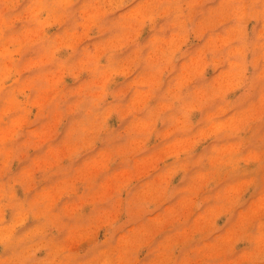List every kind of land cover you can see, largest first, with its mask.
<instances>
[{
    "label": "rangeland",
    "instance_id": "1",
    "mask_svg": "<svg viewBox=\"0 0 264 264\" xmlns=\"http://www.w3.org/2000/svg\"><path fill=\"white\" fill-rule=\"evenodd\" d=\"M36 0H7L0 18L15 41L0 49L7 63L0 79L18 85L15 99L0 101V114L25 133V150L0 161V182L40 207L9 208L4 235L40 237L45 257L65 247L89 259L124 253L140 264H252L264 244V15L243 14L242 37L232 17L218 12L223 0H190L196 30L181 32L164 17L144 19L140 0L107 12L118 21L102 31L87 0H72L79 21L31 7ZM258 4L259 0H247ZM54 39V54L41 48ZM179 49L162 76L138 57ZM139 50V51H138ZM112 55L116 67L97 79ZM234 57H240L237 62ZM19 61L14 75L8 69ZM48 61V62H45ZM37 80L46 81L41 88ZM103 81L123 91L126 107L106 114V131L81 144L74 131L83 116L72 111L81 92ZM191 91L195 101L179 122L162 124L142 105H153L161 88ZM28 100L26 109L16 103ZM116 132V137L108 134ZM134 132L135 135L129 133ZM7 127L0 137L8 138ZM70 227H66L69 220ZM53 221L48 223L47 221ZM116 221L110 252L97 251ZM92 225L89 227V225Z\"/></svg>",
    "mask_w": 264,
    "mask_h": 264
},
{
    "label": "clouds",
    "instance_id": "2",
    "mask_svg": "<svg viewBox=\"0 0 264 264\" xmlns=\"http://www.w3.org/2000/svg\"><path fill=\"white\" fill-rule=\"evenodd\" d=\"M89 9H93V17L98 19L102 31L111 32L117 25L118 21L114 17L108 16L107 12L115 8H123L126 6V0H87L85 5ZM39 9L41 13H47L48 16L57 14L62 16L73 25L79 21V8L72 7V0H36L31 6ZM259 8L264 15V0H259L258 4H250L247 0H223V3L218 6L217 11L232 17V24L237 25L240 30V35L236 37L237 43H240L242 37L243 21L240 17L243 14H251L253 8ZM191 4L190 0H140L137 6L138 11L143 15L144 19L155 20L158 17H164L166 26L171 27L172 22H175L176 30L186 32L196 30L197 26L189 19ZM12 6L7 3V0H0V18L8 15ZM41 48L54 54L57 44L54 39L42 38L37 41ZM15 41L9 34L8 28L0 23V49L13 46ZM139 51V50H138ZM179 58V49L175 48L171 51H166L159 56H153L149 53H144L138 57V60L144 62L155 75L162 76L166 73L172 59ZM237 62L241 61L240 57H234ZM7 58L0 55V66L7 63ZM48 62V61H45ZM112 55L108 56L107 65H98L97 79H100L102 72L107 68L116 67ZM20 70L18 60L11 62L9 73L14 75ZM37 85L41 88L47 86L46 81L37 80ZM18 85L15 83H5L0 79V101L5 99H15L19 92ZM126 97L123 91L109 92L104 87L103 81L96 84H91L85 88L81 94L79 101L74 105H69L70 110L76 111L78 115L84 117L80 125L74 131V141L83 144L88 136L92 133L106 131V114L109 111L122 110L126 107ZM195 101L193 93L189 91L181 92L172 90L171 87L161 88L157 94V100L153 105H142L141 114L148 113L152 119L161 121L162 124H168L171 120L179 122L186 118L189 113V105ZM30 101L21 100L16 103L17 109H26ZM11 117L7 114H0V128L7 127L9 130L8 138L0 137V161L3 160L9 153L20 156L25 145L22 140L25 133L19 128H13L10 123ZM135 135L134 132L129 133ZM110 137H116V132L108 134ZM2 171V169H0ZM13 178L9 176L7 185L0 182V264H136V261L124 253H111V258L96 257L89 259V252L80 253L73 252L70 248L65 247L62 251L52 255L49 253L45 257L43 253L40 256L36 255V251L40 247L48 248L46 243H42L45 237H30L24 238L5 236L3 230L4 213L7 209H17L24 207L25 209L40 207L39 202L32 201L28 194H25L24 200H19L15 197V193L11 190ZM48 223L53 221L49 220ZM108 224L107 231L104 234V239L94 240V248L110 252L113 240L114 231L119 225L116 221H105ZM72 220L68 221L66 227H70ZM92 225L90 224L89 227ZM264 239V237H262ZM140 264H149L148 261H141ZM179 264V262H173ZM216 264H226V261H219ZM252 264H264V244L260 251V259L252 262Z\"/></svg>",
    "mask_w": 264,
    "mask_h": 264
}]
</instances>
